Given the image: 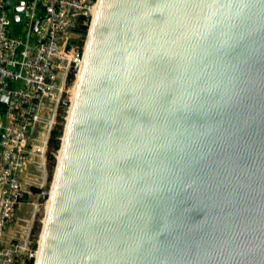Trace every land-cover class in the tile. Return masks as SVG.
<instances>
[{"label": "water", "instance_id": "obj_1", "mask_svg": "<svg viewBox=\"0 0 264 264\" xmlns=\"http://www.w3.org/2000/svg\"><path fill=\"white\" fill-rule=\"evenodd\" d=\"M48 197L33 264H264V0H95Z\"/></svg>", "mask_w": 264, "mask_h": 264}, {"label": "built area", "instance_id": "obj_2", "mask_svg": "<svg viewBox=\"0 0 264 264\" xmlns=\"http://www.w3.org/2000/svg\"><path fill=\"white\" fill-rule=\"evenodd\" d=\"M94 2L24 0L19 11L24 32L18 34L9 29L14 4L8 12L0 0V95L6 96L0 108V264L34 261L36 242L28 233L16 236L6 228L25 185L44 186L45 149L56 106L64 103L61 94L69 70L76 76L80 63L81 46L70 40V32L79 15H90Z\"/></svg>", "mask_w": 264, "mask_h": 264}, {"label": "rangeland", "instance_id": "obj_3", "mask_svg": "<svg viewBox=\"0 0 264 264\" xmlns=\"http://www.w3.org/2000/svg\"><path fill=\"white\" fill-rule=\"evenodd\" d=\"M20 19H22L21 15L19 14ZM92 16L88 15L87 22L85 23V30L83 33L76 30L77 28V20L74 24V26L71 29L70 32V40L73 39L72 42L79 44L78 40L81 39V44L84 45L85 39H86V33L88 25L90 24ZM21 24V23H19ZM75 81V75L69 83H66L65 80V87L62 90L61 96L64 98V102L66 105V108L64 112H62L61 117L63 118V123L66 121V115H67V106L69 104V97H71L73 86ZM72 85V90H71ZM48 101V100H47ZM47 103V102H46ZM63 103V102H60ZM57 104L56 106V118L55 121L58 120V112H60L59 108H61V104ZM67 103V104H66ZM48 104V103H47ZM53 103H50L49 106H52ZM64 127V125H62ZM58 151V150H57ZM56 153V150L54 152ZM55 157V155H54ZM54 167V166H53ZM52 173L48 177V159L46 155V149H45V177H44V186H39L38 183L36 184H29L25 185L24 191L22 192V195L19 199V202L17 203L12 220L9 222L6 230L9 234L19 235L22 233L24 235L25 233H28L29 238L36 242L38 240V235L40 232L42 220L44 211L46 210V202H49V197L47 198L48 192H49V186L52 179ZM40 180V178L38 177ZM44 190V192H42ZM34 244V243H33ZM33 263V262H32Z\"/></svg>", "mask_w": 264, "mask_h": 264}, {"label": "trees", "instance_id": "obj_4", "mask_svg": "<svg viewBox=\"0 0 264 264\" xmlns=\"http://www.w3.org/2000/svg\"><path fill=\"white\" fill-rule=\"evenodd\" d=\"M5 7L7 8V4L5 5ZM88 16L85 15H79L77 17V28L76 30H78L79 32L83 33L85 30V23L87 22ZM73 41V39L71 40ZM78 45L81 46L82 42L81 39L78 40ZM74 77V73L72 70H69L67 77H66V83H69L70 81H72ZM62 106L61 108H59L60 112H58V120H56L54 122V124L52 125L49 135H48V139H47V146H46V155H47V159H48V177L51 175V171L53 170V166L55 163V150L57 153V150L59 148V142H60V137L62 134V130H63V118L61 117L62 112H64L66 105L65 102L64 103H60ZM67 104V103H66ZM35 245V242H33ZM26 264H32L31 260L26 261Z\"/></svg>", "mask_w": 264, "mask_h": 264}, {"label": "crops", "instance_id": "obj_5", "mask_svg": "<svg viewBox=\"0 0 264 264\" xmlns=\"http://www.w3.org/2000/svg\"><path fill=\"white\" fill-rule=\"evenodd\" d=\"M14 1L15 0H5V4H7L8 12L10 11L9 8L14 3ZM9 14L12 15V12L10 11ZM9 29L10 31L16 32L18 34H22L24 32L22 19H20L19 17L16 22H11Z\"/></svg>", "mask_w": 264, "mask_h": 264}, {"label": "bare ground", "instance_id": "obj_6", "mask_svg": "<svg viewBox=\"0 0 264 264\" xmlns=\"http://www.w3.org/2000/svg\"><path fill=\"white\" fill-rule=\"evenodd\" d=\"M94 4H95V2L92 4V6H91V12H90V17L92 16V14H93V9H94ZM92 19V18H91ZM90 23H91V21H90ZM85 45H87V41H86V44ZM71 90H72V85H71ZM71 96H72V94H71ZM71 100V97H69V101ZM68 107V106H67ZM66 119V118H65ZM66 122V121H65ZM58 151H59V148H58ZM58 151H57V156H58ZM50 199V198H49ZM47 203V205H46V210L45 211H47L48 210V206H49V203H50V201L49 202H46ZM45 217V216H44ZM44 220V219H43ZM39 244H41V239L39 240ZM38 252H37V250H36V252H35V257L37 256L38 257ZM36 257V258H37ZM34 260H35V258H34ZM34 262V261H33Z\"/></svg>", "mask_w": 264, "mask_h": 264}]
</instances>
